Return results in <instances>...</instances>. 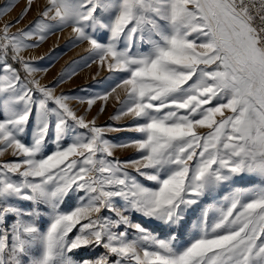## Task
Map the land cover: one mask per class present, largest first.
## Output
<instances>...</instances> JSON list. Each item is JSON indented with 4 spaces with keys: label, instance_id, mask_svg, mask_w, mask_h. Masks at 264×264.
Returning <instances> with one entry per match:
<instances>
[{
    "label": "snow or ice",
    "instance_id": "6c2138e0",
    "mask_svg": "<svg viewBox=\"0 0 264 264\" xmlns=\"http://www.w3.org/2000/svg\"><path fill=\"white\" fill-rule=\"evenodd\" d=\"M33 4L0 26V264H264V0H43L11 31ZM66 28L114 86L37 78Z\"/></svg>",
    "mask_w": 264,
    "mask_h": 264
},
{
    "label": "crops",
    "instance_id": "0c3cea01",
    "mask_svg": "<svg viewBox=\"0 0 264 264\" xmlns=\"http://www.w3.org/2000/svg\"><path fill=\"white\" fill-rule=\"evenodd\" d=\"M4 1L0 0V5ZM42 3L43 0H34L33 8L28 16L11 31L15 32L17 28L25 27L35 16L37 6ZM26 4L27 0L17 4V14L21 13ZM86 47V44L74 41L70 28H66L50 35L38 48L29 49L24 55L32 58L38 67L46 70L37 76L42 83L47 84L55 81L65 72L74 73L71 79L65 78L57 88V92L63 91L66 93L67 91L78 90L80 87L89 86L94 81L99 80L97 78L105 80L109 74L92 62L89 54L85 51Z\"/></svg>",
    "mask_w": 264,
    "mask_h": 264
},
{
    "label": "rangeland",
    "instance_id": "374dc122",
    "mask_svg": "<svg viewBox=\"0 0 264 264\" xmlns=\"http://www.w3.org/2000/svg\"><path fill=\"white\" fill-rule=\"evenodd\" d=\"M22 1L23 0H11V2L14 4V7H12L11 11H9L7 14L3 15L2 18H0V26H2L5 22L14 20L18 16L16 12L17 4H21ZM9 2L10 0H5L3 4L0 5V7H4ZM15 27H17V25ZM100 76L102 75L100 74ZM97 79L99 80L94 81L89 86L80 87L78 90H75L73 92L67 91L69 93L66 92V94H69L70 96H73V97H80V96H87L89 94H94V93H103L109 87L114 86V83H115V81L113 80V78L110 77L109 74L107 75V78L105 80H100V78H97ZM72 104L74 107H77L80 111H83V106L79 105L77 101L73 100ZM99 107H100V103L98 102L97 105L93 107L91 115H95ZM115 108H116L115 102L110 100L105 111L99 115L97 123L100 125H107V124L114 123L113 121L110 120V116L114 114ZM120 123L124 124V123H127V121H121ZM132 135L133 134L129 132H113V133L108 134V136L114 142H117V143L125 139H128ZM115 156L121 160L130 159V158L134 159L137 157V153L133 149H117L115 152ZM10 159H11V156L9 154H6L3 157H0V161H6ZM102 251L103 249H97V254H99Z\"/></svg>",
    "mask_w": 264,
    "mask_h": 264
}]
</instances>
